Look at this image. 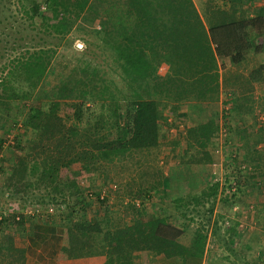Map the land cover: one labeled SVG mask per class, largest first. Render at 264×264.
<instances>
[{
    "label": "trees",
    "instance_id": "1",
    "mask_svg": "<svg viewBox=\"0 0 264 264\" xmlns=\"http://www.w3.org/2000/svg\"><path fill=\"white\" fill-rule=\"evenodd\" d=\"M258 1L204 0L198 10L192 0H150L151 9L141 4V14H135L130 0H16V11L26 24L42 29L44 35L49 34L56 41L53 44L40 37L30 42L31 38L13 37L10 49L25 47L24 51L1 66L5 71L0 78V109L20 113L18 108L34 103L28 105L21 123L23 128L13 137L15 155L9 157L11 165L0 197H16L21 204L32 201L42 208L64 207L66 215L60 222L67 224L69 256L107 253L105 264H129V256L145 250L167 257L179 256L182 264H197L206 240L202 227L195 232L192 243L184 246L176 239L184 223L178 226L158 215L143 218L142 202L134 200L127 206L130 224L112 226L114 221L108 217L85 219L81 215L89 212L85 210L89 202L76 180L61 177L60 170L77 163L79 169L99 170V175L110 180L109 173H102L104 167L123 165L132 156L139 162L140 156L145 157V152L159 146L161 127L167 122L165 105L174 108L186 102H217L223 94L219 71L250 54L264 55V6H257ZM41 9L46 10L48 17L43 23H37L35 17L41 15ZM85 12L98 21L100 29L95 31L99 34L98 43L94 46L117 66L118 80L98 77L100 71H105L93 61L91 49L85 48L66 67L68 71H61L53 84L43 88V99L35 98L33 93L47 75L57 46L79 20L85 19ZM161 63L166 66L162 74L157 71ZM249 76L253 81H262L264 60ZM241 99L234 107L237 111L242 110L243 100H248L244 104L250 108L253 106L247 95ZM14 101L18 105L12 106ZM225 102L226 99L221 100L223 105ZM194 128L188 131L184 152L190 160L200 162L199 158L205 156L201 162H208L206 149L212 145L211 121ZM257 132L255 143L264 141L261 139L263 128ZM247 136L242 128L241 138ZM245 147L248 149L246 160L252 165L245 167L247 175L241 173L242 183L264 176V147L254 152L250 146ZM232 159L230 163L236 165H228L239 174L241 169ZM137 166L136 172L127 171L126 175L116 172L118 182H122L118 190L122 193L125 189L123 197L151 196L155 177L142 176ZM169 179L162 177L161 184L166 186ZM241 182L234 181V184L240 186ZM217 187V183H212L207 191H201L191 200L189 192L175 195L174 212L184 218L190 202L194 203L192 208L203 205L208 197L214 198ZM99 195L94 198L102 204L105 197L99 198ZM205 210L209 217L212 205ZM25 218L20 212L4 215L0 211V261L4 264H13L16 260L22 264V249L10 244L8 237L12 231L7 227L21 224ZM186 220L191 221L192 217ZM228 230L230 236L234 231Z\"/></svg>",
    "mask_w": 264,
    "mask_h": 264
},
{
    "label": "rangeland",
    "instance_id": "2",
    "mask_svg": "<svg viewBox=\"0 0 264 264\" xmlns=\"http://www.w3.org/2000/svg\"><path fill=\"white\" fill-rule=\"evenodd\" d=\"M130 1H133L132 7L135 14H141V4H143L142 6H144V8L151 9L150 0H140L141 2L136 0ZM192 1L197 9L200 10L204 0ZM221 1L222 0H218V3H221ZM16 4V0H0V78L3 76L5 71L1 69V66L6 64L8 59L16 55L18 52L24 51L25 48L10 49V41H12L11 39L13 37L21 36L25 40H29L31 38L32 40L30 42L33 40L34 42L36 40L38 41L40 37L47 41H52L53 44L56 41V39L52 38L51 35H44L42 29L29 27L26 24L24 17L20 16V13L16 11ZM258 5L264 6V0H259L257 6ZM97 9L98 12H100L99 7H97ZM83 16H85V19L79 20L76 27H74L72 31L64 37L62 44L57 46L56 53L53 56L47 75L38 84V87L33 93L35 98L40 97L43 99V88H48L51 84H53L58 79L61 71H68V68L66 67L69 64H72L75 61V57L78 56L80 51L85 48L91 49L90 56L93 58V61L98 63V68L105 71H100L98 73V77L102 79L113 77L115 80H118V77L115 75L117 66L109 57H107L105 52L100 53V50L94 46L98 43V39L96 37H98L99 34L95 32H99L100 29L98 21L95 17L90 15L89 12H85ZM47 17L48 13L46 10L41 9V15L36 16L35 19L37 23H43ZM250 55L255 56V59L259 62L264 60V55ZM245 58L243 60L247 61ZM99 59H102V61L100 62ZM65 64L67 65L65 66ZM235 67L232 69H237ZM232 69L229 76L234 77L237 71ZM165 70L166 66L161 63L157 69L158 73L162 74ZM228 74L229 73H227V75ZM229 76H227V80L230 78ZM247 86L249 87V85L241 86L242 88H240L238 90L239 92H237L241 94L242 92L247 91L249 89ZM231 87H233V84ZM227 89L229 90L230 88ZM261 89L262 88H257L255 93H249L247 95L249 104H253L248 112H246L245 109L250 107L244 106V103H247L248 100L246 102L243 100L242 104L244 109L242 108L241 111H237L235 108H232L230 114H226L225 117L222 118V120H227L226 122L229 126L228 131H226L223 126L218 128V121H216V119H211V124L213 123L215 125V132H213L211 136L212 145L209 147L207 146L208 149H206L207 156L210 158V161L208 162H201L204 161L205 156H201L203 158H199V160L197 159L200 162L190 160L184 152L187 136L189 137V129L191 127H195L197 129L200 124H204L207 122L208 118L210 119V117H213L216 112L218 113V110L215 108L205 107L203 111L204 113L205 110L207 112L203 116L200 114H193V118H186V120L183 119L180 127H178L177 130H175V133L171 136L166 135L167 129L169 128V124L166 122V125L161 127L160 135L162 138L159 146L145 152V157L140 156V159H138L139 162L135 161L132 156L124 160L123 165L121 163H117L115 167H104L102 169V173H104V175L109 173L112 176L110 180L107 179V177L103 178L101 174L99 175V170L85 171L79 169V165L77 163H72L62 167L60 170V176L63 178L75 179L77 185L84 193L86 201L89 202L85 208V210H88L89 212L82 214L81 216L85 219H103L108 217L109 221H114V225L112 226H115L131 219L127 208L129 201L134 200L136 203L137 201H141V216L143 218H148L152 214L151 211L154 210L156 214L161 215V217H163L162 215H165L164 217L168 216L167 219L172 224L174 223L179 226L184 223L185 226L183 224L180 232V239L185 242L192 239L194 236L193 233L202 227L207 235V247L204 264H264V223L261 224L259 221L253 222L255 219H259L260 216V214L256 212V208L254 206L253 208H248L254 210L252 214L254 215L252 216V223L249 218L250 213L245 206L247 203H245V205L242 203L243 199L247 200L250 198V196L244 197V195L247 194V191L248 194L250 193L251 195H253V191L260 195H264V190L259 191L257 189L258 186H256L260 185V187L264 189V176L260 177L258 180L259 184H255L252 180L248 183L247 181L250 179L246 180L247 183H242L241 179L244 178L242 177L236 181V183L239 181V184L241 182V185L237 186L234 183L229 182L232 175L235 174L236 171L234 168L230 169V165H228V163L231 162L229 159L234 158V160L232 159V162L237 161V166L239 165V168L242 171H239V173L245 172V167L249 166L245 164V159H248L246 154L248 149L245 147L244 142L242 144L241 141V143H239L236 142L235 139H237L238 136L241 137V128L244 127L245 123H253V121L255 123H263L264 103H261L260 101L261 99L264 100V98L263 96L259 97V93L262 91ZM221 90L224 92L226 89ZM233 96H235V93ZM233 96L231 97V101H234L235 99ZM243 96H246V94H243ZM4 97L9 98V94H5ZM241 100L242 99H239L240 102ZM239 101H237V103ZM30 103L34 102L31 101ZM30 103L27 104L29 105ZM11 104L12 106L18 105L16 101L11 102ZM28 105L18 108L21 110L20 113L11 109H0V140H2V143L0 144V190L3 188L4 179L9 172L11 165L9 157H14L15 155L13 154L12 149V142L14 140L13 137L16 136L17 131H19L20 128H23L21 123L23 117L27 114ZM168 107H170V105H165L163 107L165 117L166 112L170 109ZM249 113L251 115H249ZM259 116L261 118H259ZM186 125H189L190 127L186 128ZM173 132L174 131H172V133ZM201 154H198V156ZM134 163L138 165L136 169H138V172L141 173L142 176L147 178H151L152 176L155 177L153 180L154 185L152 189H150L152 192H150L151 196H140L138 199H133V197H128L129 195L124 197L121 195L125 191L124 188L122 193L118 190L120 189V186L122 185L120 183L122 182H118L119 179L116 178V172L117 175H126L128 173L127 171L136 172L137 170L134 171ZM143 163H146L147 165L140 168L139 165L141 164L142 166ZM230 164L233 166L236 165V163ZM113 171H115L114 174L111 173ZM162 177H170L166 186L161 184ZM212 183L218 184L214 198L208 197L203 205L198 204L195 208H192L194 203L190 202L191 204H189L184 218H181L174 212L172 198L175 195H183L186 192H189V199L191 200L194 199V197L201 191H207L208 187ZM222 185L223 187L224 185H229V191L223 188ZM87 193H90L91 196H86ZM100 193H103V197H105V202L102 204H99V202L94 198ZM259 198L260 197H256V202H252V205H258ZM234 203L238 205L235 206ZM35 204L37 203H33L32 201L29 204H21L16 197H0V211L3 209L4 212L11 210L12 213L22 212V215L26 218L40 217L38 215H30L24 211L25 206L32 210L31 206ZM209 204L212 205V212L209 217H207L205 209ZM233 206L235 207L234 209L232 208ZM40 207L42 209V206ZM79 209L80 206H78L77 210ZM53 215L65 217L66 210L62 206L61 208L56 207L52 216ZM189 217H192L191 221L186 220L189 219ZM234 221H236L239 225L235 224L238 231L243 228L244 229L239 231L238 237L234 238L233 242H229L228 229L229 227L234 228ZM243 223L246 225H243ZM101 225H105V222H102ZM13 226L14 225H11L10 227L8 226V230H12ZM208 232L209 234H207ZM0 264H4V261H0ZM13 264H18V261H14Z\"/></svg>",
    "mask_w": 264,
    "mask_h": 264
},
{
    "label": "crops",
    "instance_id": "3",
    "mask_svg": "<svg viewBox=\"0 0 264 264\" xmlns=\"http://www.w3.org/2000/svg\"><path fill=\"white\" fill-rule=\"evenodd\" d=\"M255 58L256 57L253 55L247 56L245 58L247 59V61L241 60L219 71V86H220V89H226L223 92V94L224 95L226 94L227 96L221 95V97L219 98L217 102L215 103L186 102V103L178 104L174 108L168 107L170 109L168 110V112H166V120L169 124V128L167 129L166 135L171 136L172 134H174L175 130H177V128L180 127L181 121H183V119L184 120H186V118L191 119L193 118L192 117L193 114H197V115L200 114L201 116H203L207 112L206 110H205V113L203 111L205 107L215 108L218 110V113L217 112L215 114L213 113L214 114L213 117H210V119L208 118L207 121H211V119L212 120L216 119V121H218V125L216 123L217 127L219 128L223 126V128L226 131H228L229 126L227 125V122H226L227 120L225 119L222 120V118H224L226 114H230L232 108L240 104L239 99H241L243 94L244 95L245 94L248 95L249 93L253 94L257 91L256 90L257 88H262L261 89L262 91L259 93V97L263 96L264 98V87H263L264 86V76L262 78V81L260 82L253 81L249 79V76H248L251 70L254 69L259 64V61H257ZM234 67L237 69H232ZM231 69L237 71L234 77L229 76L232 72ZM227 73L229 74L227 75ZM227 76L230 77L228 78V80H227ZM232 84H233V87H231ZM243 85H249V87L247 86L249 89L239 94L238 90L242 88L241 86ZM227 88H230V89L228 90ZM234 93H235V96L233 97L235 99L234 101H231V97L232 95H234ZM225 99H226V102H225L226 104L223 105L221 103V100H225ZM237 101L239 102L237 103ZM260 102L264 103V100L261 99ZM244 106H248V104H244ZM249 109L251 108H246L245 111L248 112ZM224 111H226V113ZM249 115L251 114L249 113ZM259 118L261 117L259 116ZM242 121L244 122L243 119ZM189 127H190L189 125L188 126L186 125V128H189ZM214 128H215V125L212 123L213 132H215ZM242 128L245 129L246 135H248V137L246 139H242L240 136H238L237 139H235L236 142H239V143L242 142V144L244 142L245 146H250L252 152H254V150L256 151L257 149L264 147V141H258V143H255V141L257 140V136H258L257 130L259 131V129L262 130L263 128V132H264V119H263V123L262 122L255 123L254 121L253 123L252 122L245 123L244 127ZM172 131L174 132L172 133ZM261 139L264 140V135H263V138ZM245 164L249 165L248 167L250 168L252 165V162L247 161L245 159ZM242 174L241 173H239L238 175L237 173L233 174L229 182L234 183V181L241 179L243 177ZM243 175H247V173ZM251 180L252 179L248 180L247 182L249 183V181ZM253 182L256 184L259 181L256 180ZM226 189L228 190V188ZM261 190H264V189L262 188L259 189V191ZM249 194L247 191V194H245L244 197L250 196V198L247 200L243 199L242 203L244 205L245 203H247V205L245 206L248 212L250 213L249 218L251 222L253 221L252 216L254 215L252 214L254 210L248 209V208H253V206L256 208V212H258L260 216H259V219L257 218L253 222L259 221L262 224L264 223V198H263L264 195L263 194L260 195L256 193L255 191H253V195L251 194L249 195ZM256 197H260L258 200V205H252L253 204L252 202L255 201ZM237 205L235 204V206ZM232 208L234 209L235 207L233 206ZM151 213H152L151 215H154V216L158 215L161 217V215L156 214L154 210H152ZM151 215L148 218H150ZM162 216H165V215H162ZM60 218H61L60 215L48 216L46 218L43 216L42 217H31V218L29 217V218H25L21 224L14 225L12 230L10 229L12 231V235H9V239L11 240L10 244L22 249V264H105L107 253L82 255V256L67 255L66 253L67 243H68L67 236H66L67 224L61 223ZM131 221L132 219L127 220L126 222H123L119 225L130 224ZM245 223H243V225H246ZM235 224H237L236 221H234L233 223L234 228L229 227V229L231 228L234 231L230 236L228 235L229 242L231 241L233 242L234 238L238 237L239 231L244 229L243 228L238 231V229H236ZM207 234H209V232ZM206 238H207V235H206ZM176 239L179 243H181L184 246H189L192 243V239H190L187 242L181 240L180 234L176 237ZM206 245H207V240H205L203 254L200 258H198L197 264L205 263V253H206V247H207ZM129 261H130L129 264H182L181 258L179 256L167 257L163 254H153L145 250H140V251H137L136 253H133L131 256H129ZM114 263H107V264H114Z\"/></svg>",
    "mask_w": 264,
    "mask_h": 264
},
{
    "label": "built area",
    "instance_id": "4",
    "mask_svg": "<svg viewBox=\"0 0 264 264\" xmlns=\"http://www.w3.org/2000/svg\"><path fill=\"white\" fill-rule=\"evenodd\" d=\"M87 194L89 196H91L90 193H87ZM103 196H104L103 193H100L99 198H102ZM31 207H32V210H30L29 208H27L25 206L24 211H26V213H28L30 215H38V216H43V215H48L49 216V215H51V214H53L55 212V207L54 206H49L48 205V206H46V207L41 209L40 205L35 204V205L31 206ZM8 212H12V210L8 211ZM2 213L5 215L6 212H4L3 209H2ZM20 213L22 214V212H20Z\"/></svg>",
    "mask_w": 264,
    "mask_h": 264
}]
</instances>
